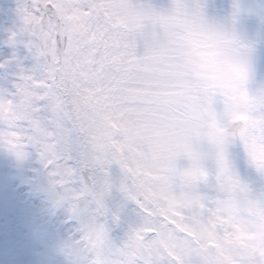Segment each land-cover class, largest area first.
I'll use <instances>...</instances> for the list:
<instances>
[{
  "label": "clouds",
  "instance_id": "obj_1",
  "mask_svg": "<svg viewBox=\"0 0 264 264\" xmlns=\"http://www.w3.org/2000/svg\"><path fill=\"white\" fill-rule=\"evenodd\" d=\"M23 3L29 30L0 62L16 69L0 154L62 219L60 264H264V41L247 27L264 9Z\"/></svg>",
  "mask_w": 264,
  "mask_h": 264
},
{
  "label": "rangeland",
  "instance_id": "obj_2",
  "mask_svg": "<svg viewBox=\"0 0 264 264\" xmlns=\"http://www.w3.org/2000/svg\"><path fill=\"white\" fill-rule=\"evenodd\" d=\"M20 0H0V62L11 56L14 49L9 36L21 23L18 15ZM249 8L260 11L264 0H245ZM256 21V19H250ZM18 53L26 55L23 45ZM24 66H32L24 60ZM0 69V80L11 79ZM65 229L59 216L47 212V197L39 177L31 171L17 170L11 161L0 154V264H60L57 245Z\"/></svg>",
  "mask_w": 264,
  "mask_h": 264
},
{
  "label": "snow or ice",
  "instance_id": "obj_3",
  "mask_svg": "<svg viewBox=\"0 0 264 264\" xmlns=\"http://www.w3.org/2000/svg\"><path fill=\"white\" fill-rule=\"evenodd\" d=\"M32 2L34 4H36L37 7L40 6L39 3H38V0H32ZM17 12H18V15L20 16L21 21H22V23L24 25V27L21 28V32L28 31L29 29H28L27 25H29V23L31 22L30 21V17L33 15V13L28 11L27 7L23 3V0H20Z\"/></svg>",
  "mask_w": 264,
  "mask_h": 264
},
{
  "label": "flooded vegetation",
  "instance_id": "obj_4",
  "mask_svg": "<svg viewBox=\"0 0 264 264\" xmlns=\"http://www.w3.org/2000/svg\"><path fill=\"white\" fill-rule=\"evenodd\" d=\"M248 29H251V28L248 27ZM260 38L261 40H257L258 43H260L261 41H264V35L261 36ZM258 67H260V72H264V43H260V47L258 51Z\"/></svg>",
  "mask_w": 264,
  "mask_h": 264
},
{
  "label": "trees",
  "instance_id": "obj_5",
  "mask_svg": "<svg viewBox=\"0 0 264 264\" xmlns=\"http://www.w3.org/2000/svg\"><path fill=\"white\" fill-rule=\"evenodd\" d=\"M227 4L225 5V3H221V5H219L218 7H226Z\"/></svg>",
  "mask_w": 264,
  "mask_h": 264
},
{
  "label": "water",
  "instance_id": "obj_6",
  "mask_svg": "<svg viewBox=\"0 0 264 264\" xmlns=\"http://www.w3.org/2000/svg\"><path fill=\"white\" fill-rule=\"evenodd\" d=\"M264 9V8H263Z\"/></svg>",
  "mask_w": 264,
  "mask_h": 264
}]
</instances>
